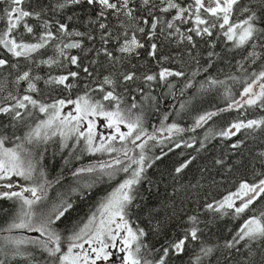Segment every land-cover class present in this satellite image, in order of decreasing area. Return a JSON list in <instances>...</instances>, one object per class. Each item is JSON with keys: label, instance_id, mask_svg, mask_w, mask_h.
Wrapping results in <instances>:
<instances>
[{"label": "snow or ice", "instance_id": "1", "mask_svg": "<svg viewBox=\"0 0 264 264\" xmlns=\"http://www.w3.org/2000/svg\"><path fill=\"white\" fill-rule=\"evenodd\" d=\"M0 4L7 5L0 9V201L14 205L0 226V264H264V115L246 117L264 112V0ZM221 41L225 49L217 51ZM228 54L240 56L239 75H206L198 89L223 88L224 107L204 110L189 128L167 123L165 113L148 130L147 117L176 97V79L183 96ZM227 81L241 90L234 93ZM187 107L181 102L176 114ZM232 111L238 116L226 127L209 125ZM205 125L203 138H183ZM20 128L23 135H9ZM13 138L17 143L6 146ZM214 139L224 142L220 155L197 169L195 182H184ZM50 142L76 161L84 154L110 159L75 167V186L53 201L49 191L62 177L49 179L40 165ZM177 149L195 154L180 152L158 198L160 185L148 170ZM64 165L71 168V160ZM121 174L86 220L59 230L74 210L72 195L84 199ZM226 180L233 190L212 196Z\"/></svg>", "mask_w": 264, "mask_h": 264}, {"label": "trees", "instance_id": "2", "mask_svg": "<svg viewBox=\"0 0 264 264\" xmlns=\"http://www.w3.org/2000/svg\"><path fill=\"white\" fill-rule=\"evenodd\" d=\"M5 4H0V9L6 7ZM3 25L0 24V27ZM225 49V44L221 41L219 42V46L216 49L217 51H222ZM73 54H75L73 50ZM240 56L237 55L235 60L232 59V55L228 54L223 60H218L215 62V66L211 69H209L208 73L202 74L198 77H196L197 83L192 89H188L185 91V94L183 96L179 95V89L183 86V80L176 79V91L177 95L175 98H172L171 96H168L166 99H163V102L159 105L160 111L156 112L154 114H151L147 117L146 120V126L148 127L149 131H152V126L155 125L159 127L160 122L162 120V117L165 113H171L169 120L167 123L176 122L181 127L189 128L192 126L194 122V117L198 115L199 113L203 112L204 110H214L217 107H224L225 106V100L223 97V88H220L219 90H213L206 94H201L199 89V82L203 81L206 75H212L214 77H217L218 79L224 80L226 78V75L228 74H237L236 71V60H239ZM228 86H230L234 93L239 92L241 90V85L239 83H235L233 81H227ZM163 89H157L155 94L158 96H162ZM238 98V97H237ZM181 102H186L188 104V107L180 112L179 115L176 114V112L179 110V105ZM264 115V112H260L258 110H249L248 113H246L247 118H255L256 116ZM238 113L236 111L224 113L221 117L214 118L213 122H209V125H211L214 129L220 130L223 127L227 126V123L231 120H234L237 118ZM244 118V117H241ZM36 117L32 118V121H34ZM30 121V122H32ZM6 123V121H5ZM209 125H205L203 128L197 129L195 132H185L182 134L183 138L185 140H188L191 137H196L198 140L203 138L207 129L209 128ZM26 129L20 128L12 129L9 132V135H11L12 131H15L16 135H23V132ZM99 132H103L101 129L98 128ZM17 143V141L10 140V142L7 143L6 146L12 147L14 144ZM69 143H73V141H69ZM152 143L151 141L149 142ZM224 142L220 139H214L209 144V148L207 152L201 153V155L198 157L197 161L194 163V165L187 170L184 182H187L189 180L195 182V180L198 178L199 173L197 172V169L209 166L211 167V161L213 157H216L220 155L221 150L223 148ZM82 143L79 147H77L76 152L79 154L80 148L82 147ZM47 151L43 153L44 159L40 161V165L44 166L48 177L51 180H55L58 177L61 178V183L54 186L53 189L49 191V197L55 201L57 199L58 194H68V190L70 187H74V180L71 176V171L75 167L84 166L90 162H95L96 160H108L110 157L106 154H97L96 156H90L87 154H84L82 156V159L79 161L74 160L71 156H69V151L65 149L63 152H60L58 143L56 142H50L49 145L46 146ZM249 147H258V145L249 144ZM167 150V149H165ZM159 148H156L153 150L155 154H159ZM184 151L185 154L188 152H192V154H195L193 150L190 149H177L174 152L169 153L167 157H165L162 161H158L153 168L148 170L149 177L156 183H159L160 185V192L158 194V198H163L165 195V192L163 189L165 186L171 183V177L168 175V173L171 171L173 165H175L182 157L180 156V152ZM152 153H150L151 155ZM67 158L71 160V168L65 167L64 165V159ZM37 159L39 157L37 156ZM213 174L215 175V171L213 170ZM163 177V182H161V179ZM123 178V174L121 176H118L116 179L112 181H107V185L98 187L97 185L91 189L89 192V195L85 197L84 199H80L76 195H72L71 199L75 202L74 204V210L71 211V213L68 215L67 219L64 220L63 223L58 222L59 230L62 232H65L67 229L72 228L75 224L84 221L87 219V215L91 213V211L95 210V206L97 203L109 192L112 191V189L117 185L118 181ZM18 178H14L16 180ZM219 179V177H218ZM24 183L23 181H21ZM233 185L231 183V180H226L224 183L218 187L212 189V196L219 199L222 195L227 194V191L233 190ZM203 195V193H201ZM156 197L153 199V203L156 202ZM211 199V197L209 198ZM14 205L11 201H0V209H6L8 210L6 212L0 211V226L5 225L6 220L8 219L9 214L13 210ZM242 221H230L229 227H234L235 225H238ZM16 234H20L19 232ZM25 235H29L28 233H24ZM227 234V233H225ZM35 235V234H30ZM187 257H185V260ZM175 264H180L179 261H176Z\"/></svg>", "mask_w": 264, "mask_h": 264}, {"label": "rangeland", "instance_id": "3", "mask_svg": "<svg viewBox=\"0 0 264 264\" xmlns=\"http://www.w3.org/2000/svg\"><path fill=\"white\" fill-rule=\"evenodd\" d=\"M98 123L101 124V126L98 127V128L101 129L103 131V133H105L107 135L110 130L105 129L102 126V122L98 121ZM123 130H126V129H123ZM106 185H107V179H105V182L97 184L98 187H101V186H104L105 187ZM16 190H18V189H16Z\"/></svg>", "mask_w": 264, "mask_h": 264}]
</instances>
